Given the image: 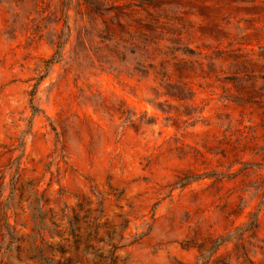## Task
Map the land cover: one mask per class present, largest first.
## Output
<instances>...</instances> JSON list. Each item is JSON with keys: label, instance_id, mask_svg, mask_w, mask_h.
I'll return each mask as SVG.
<instances>
[{"label": "rangeland", "instance_id": "374dc122", "mask_svg": "<svg viewBox=\"0 0 264 264\" xmlns=\"http://www.w3.org/2000/svg\"><path fill=\"white\" fill-rule=\"evenodd\" d=\"M0 236L264 264V0H0Z\"/></svg>", "mask_w": 264, "mask_h": 264}, {"label": "trees", "instance_id": "16d2710c", "mask_svg": "<svg viewBox=\"0 0 264 264\" xmlns=\"http://www.w3.org/2000/svg\"><path fill=\"white\" fill-rule=\"evenodd\" d=\"M57 58V49L54 51L52 57L50 58L49 61H54L55 59ZM7 227H8V224L6 223L5 224ZM228 233L225 234L224 238L228 237ZM36 238L37 236H33V241H32V251L35 255V257L37 258L38 261H41V262H45V261H51L52 260V250H51V245L47 244V242H44L42 240V238H39L40 239V242H43L42 244L43 245H39V244H35V241H36ZM224 238H219V239H216V245L220 242H222L224 240ZM2 239V236H0V241ZM215 246L212 248L214 249ZM59 251V250H58ZM61 253L63 252H67V251H62L60 250ZM68 254L72 255V257L74 256V258L76 257L77 255V250L76 248L74 247V249L72 250V252H67ZM71 256H67L64 261L66 262V264H72L70 262V260H72ZM115 258V257H114ZM70 262V263H69ZM73 262V261H72ZM101 264H115L114 263V259L111 258V252H109V255L107 256V259L104 260V262H102Z\"/></svg>", "mask_w": 264, "mask_h": 264}]
</instances>
